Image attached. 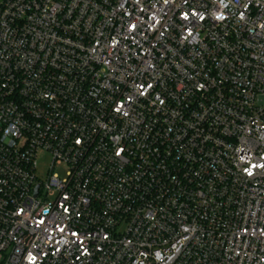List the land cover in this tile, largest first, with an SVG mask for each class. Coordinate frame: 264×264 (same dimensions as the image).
Wrapping results in <instances>:
<instances>
[{
    "label": "built area",
    "instance_id": "1",
    "mask_svg": "<svg viewBox=\"0 0 264 264\" xmlns=\"http://www.w3.org/2000/svg\"><path fill=\"white\" fill-rule=\"evenodd\" d=\"M0 264H264V0H0Z\"/></svg>",
    "mask_w": 264,
    "mask_h": 264
},
{
    "label": "rangeland",
    "instance_id": "2",
    "mask_svg": "<svg viewBox=\"0 0 264 264\" xmlns=\"http://www.w3.org/2000/svg\"><path fill=\"white\" fill-rule=\"evenodd\" d=\"M50 164V156L42 151L38 152L36 157V176L41 181H44ZM60 176H63L65 173V167L59 166L57 167L56 171Z\"/></svg>",
    "mask_w": 264,
    "mask_h": 264
}]
</instances>
